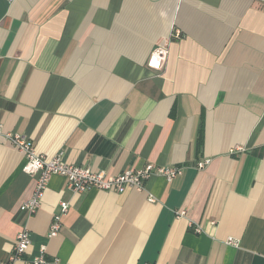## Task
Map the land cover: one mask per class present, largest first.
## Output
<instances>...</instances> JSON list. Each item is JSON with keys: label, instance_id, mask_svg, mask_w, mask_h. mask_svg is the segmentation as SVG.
I'll use <instances>...</instances> for the list:
<instances>
[{"label": "crops", "instance_id": "0c3cea01", "mask_svg": "<svg viewBox=\"0 0 264 264\" xmlns=\"http://www.w3.org/2000/svg\"><path fill=\"white\" fill-rule=\"evenodd\" d=\"M0 124L109 175L183 167L120 193L55 174L27 216L35 177L0 135V264L23 227V257L58 264H264V0H0Z\"/></svg>", "mask_w": 264, "mask_h": 264}, {"label": "built area", "instance_id": "2783aa9c", "mask_svg": "<svg viewBox=\"0 0 264 264\" xmlns=\"http://www.w3.org/2000/svg\"><path fill=\"white\" fill-rule=\"evenodd\" d=\"M173 38H180V33L176 30L173 32ZM167 55L166 43L157 46L153 49L148 60V66L154 69H161ZM0 135H3L11 145L18 149L25 157V164L23 171L32 177H35V186L31 196L25 200L19 209L27 216L35 214L41 204L44 191L52 175H60L65 178L67 188L73 193H80L88 188L96 190H108L120 193L126 188L135 190H143L144 183L153 175H159L166 181H171L176 176L182 174L183 167L179 165L160 166L154 163H146L142 167H129L118 174L109 175L103 171H93L90 168L68 164L63 162V151L58 152L51 158L44 154L37 152L33 144L21 134L13 132H4L0 124ZM242 150L241 147L233 148L231 153ZM209 160H202L196 163V169H203ZM149 201H154L153 197H149ZM68 202L61 201L59 203V212L55 214L49 226L48 236H55L61 227V216L68 210ZM185 211L183 209L176 210V217L183 216ZM201 231L199 226L194 227V232ZM227 245L237 246V242L228 238ZM31 245L29 232L26 227H23L16 236L12 251L9 254L6 264L15 261H21L24 264H58V261L48 260L44 256V248H42L39 255L32 258H24Z\"/></svg>", "mask_w": 264, "mask_h": 264}]
</instances>
